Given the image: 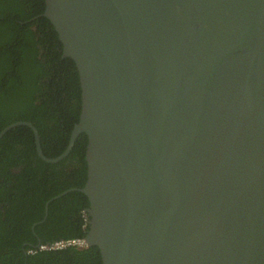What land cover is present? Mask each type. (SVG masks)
<instances>
[{"label":"water","instance_id":"obj_1","mask_svg":"<svg viewBox=\"0 0 264 264\" xmlns=\"http://www.w3.org/2000/svg\"><path fill=\"white\" fill-rule=\"evenodd\" d=\"M44 1L79 119L55 157L30 121L0 139L27 125L57 162L87 135L66 191L102 264H264V0Z\"/></svg>","mask_w":264,"mask_h":264},{"label":"trees","instance_id":"obj_2","mask_svg":"<svg viewBox=\"0 0 264 264\" xmlns=\"http://www.w3.org/2000/svg\"><path fill=\"white\" fill-rule=\"evenodd\" d=\"M44 8V0H0V130L30 121L42 152L55 157L65 150L79 119L81 88L75 63L62 55L58 33L42 15ZM86 144L87 135L80 133L65 157L47 162L37 154L29 126L17 125L3 134L0 264H102L96 245L38 248L86 237L88 198L77 189L66 191L85 183Z\"/></svg>","mask_w":264,"mask_h":264},{"label":"built area","instance_id":"obj_3","mask_svg":"<svg viewBox=\"0 0 264 264\" xmlns=\"http://www.w3.org/2000/svg\"><path fill=\"white\" fill-rule=\"evenodd\" d=\"M69 246L82 248L87 246V242L84 237H73V238L59 239L45 244H39L38 248L40 250H52V249H63Z\"/></svg>","mask_w":264,"mask_h":264},{"label":"flooded vegetation","instance_id":"obj_4","mask_svg":"<svg viewBox=\"0 0 264 264\" xmlns=\"http://www.w3.org/2000/svg\"><path fill=\"white\" fill-rule=\"evenodd\" d=\"M86 239V237H84Z\"/></svg>","mask_w":264,"mask_h":264}]
</instances>
